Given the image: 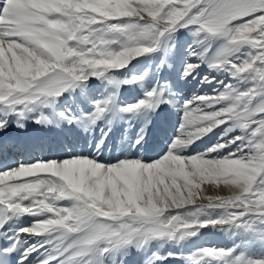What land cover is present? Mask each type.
I'll use <instances>...</instances> for the list:
<instances>
[{
	"label": "snow or ice",
	"instance_id": "6c2138e0",
	"mask_svg": "<svg viewBox=\"0 0 264 264\" xmlns=\"http://www.w3.org/2000/svg\"><path fill=\"white\" fill-rule=\"evenodd\" d=\"M181 29L202 38L201 44L223 38L226 44L209 67L251 86L240 90L228 83L224 91L214 90L216 95L185 102L179 135L155 162L105 165L96 157L75 156L0 172V241H8L0 242V264H12L18 252L17 264L33 253H40L36 264H105L115 256L124 264L133 250L146 251L154 240L179 243L209 227L252 233L250 242L264 245V0H0V133L7 131L10 117L23 128L38 107L54 108L65 92L85 88L91 79L117 90L122 84L144 88L147 73L123 81L112 73L162 50ZM199 68L186 64L183 78ZM201 82L212 84L215 78ZM171 95L169 85L157 82L133 104L120 105L117 91L94 101L92 111L80 117L68 110L53 121L41 113L35 123L64 121L89 131L109 116L142 117L140 144L150 114L173 104ZM257 98L261 103L254 108ZM222 125H228L224 136L240 135L208 153L183 155ZM232 145L237 148L227 156L209 158ZM6 147L0 143V151ZM204 183L235 191L201 196ZM198 198L208 203L196 205ZM66 200L71 207L63 205ZM25 215L35 218L32 224L9 236L5 226ZM23 234L45 240L21 252L28 243ZM169 258L186 264H264V258L251 259L236 248H203L187 257L153 253L146 264Z\"/></svg>",
	"mask_w": 264,
	"mask_h": 264
},
{
	"label": "bare ground",
	"instance_id": "6f19581e",
	"mask_svg": "<svg viewBox=\"0 0 264 264\" xmlns=\"http://www.w3.org/2000/svg\"><path fill=\"white\" fill-rule=\"evenodd\" d=\"M185 30L188 29H181L174 34L171 40L165 41L162 50L139 57L133 60L127 68L113 72L114 76L120 81L129 79L132 76H144L147 73L145 84L149 85L150 83L148 82H151V88L157 82L170 84V92L172 94L170 99L175 106L173 104H163L157 112L150 114V122L147 124L146 134L140 144H137L136 141L139 139L141 129L145 128V119L142 117H138L137 122L133 123V118L129 116H109L105 120L99 121L89 131H85L83 127L77 124H68L64 121H60L58 125L54 123L48 126L35 123V119L41 113L53 121L58 120L59 112L68 110H71V115L80 117L92 111L94 101L104 99L113 93V90L115 92L118 91V103L120 105H126L138 93L136 86L122 84L117 90L115 86H111L108 83L103 85L98 80L93 79L88 88L65 92L58 98L54 108L38 107L31 114V118L23 121V128L16 126V117H10L7 131L0 133V143L7 145L3 151H0V172L15 168L21 164L28 165L39 161L64 160L75 156L96 157L98 162L105 165H115L125 159L152 163L162 158L168 152L173 140L179 135L178 129L183 117L181 109L185 102L191 101L198 96L216 95L217 91L214 90L222 92L224 91V85L228 83L236 84L240 90H247L251 86L248 83L245 84L246 82L237 83L226 71H216L209 67L210 63L217 61L221 49L226 44L223 38L209 39L202 44L199 42L202 38H198L193 34L181 38L182 49L173 70L171 66L174 62L170 56L172 42L174 38L179 37ZM192 53L196 55H192ZM201 56H204V61L201 60ZM154 57L158 59L155 72L152 66ZM162 61L164 65L160 67ZM188 63L200 64V68L193 76L185 79L183 78V72L185 65ZM152 68L153 70L151 71ZM151 72H153L152 75ZM205 76L215 78V82L212 84L202 83L201 81ZM143 97L144 94L139 96L138 99H143ZM260 103V99L257 98L253 103V107L259 106ZM130 123L135 124L133 129L130 128ZM227 127L228 125H222L202 139L197 140L188 147L183 155L196 156L201 153H208V150L218 142L226 143L234 136L240 135L239 131H234L224 136ZM222 136L224 137L223 140H221ZM236 148L237 145H232L221 152L210 153L209 158L227 156L230 151H235ZM234 191L235 189L231 188V186H225L223 183H220L219 187L204 183L200 195L205 197L216 195L227 197L228 194H232ZM62 203L65 207L72 206L71 201L66 200ZM207 203V199L198 198L196 200V205H206ZM186 207L191 208L192 205H187ZM179 210L182 209H170V211L174 212ZM33 219L35 218L25 215L18 220L11 221L7 228L8 235L15 236L20 228L29 227ZM218 230L220 229L218 228ZM209 231L200 241L193 242L188 246L184 243L185 240L179 243L154 240L155 242L152 241L146 251L136 252L133 250L132 255L124 260V264H146V261L152 257L153 253L167 256L168 253L172 252L187 257L186 252H191L195 249H229V246H232L233 242L230 238H226V235H217L212 229ZM22 238L28 241L27 244L22 246V251L29 245L43 243L45 240L44 237L30 238L27 234H24ZM47 239L53 240L55 243L54 237H48ZM54 243L46 245V248L50 249L54 246ZM44 251L45 249H41V253ZM33 255L34 258H37L40 253H33ZM121 259L120 256L108 257L105 259V264H120ZM163 264H186V260L169 258L163 261Z\"/></svg>",
	"mask_w": 264,
	"mask_h": 264
},
{
	"label": "rangeland",
	"instance_id": "374dc122",
	"mask_svg": "<svg viewBox=\"0 0 264 264\" xmlns=\"http://www.w3.org/2000/svg\"><path fill=\"white\" fill-rule=\"evenodd\" d=\"M188 35H192V32L189 31V30H185V31H183V33L179 37H176V38L173 39L172 46H171V52H170V54H171L170 56L173 58V62H174L173 65L171 66L173 70L175 68V65L177 64L178 55H179V53H180V51L182 49L181 48L182 47L181 38L187 37ZM154 63H156V64H154ZM157 63H158V59H157V57H154L152 59V66H153L154 70L152 68L151 71L153 70L155 72V68H156ZM152 73L153 72H151V75H152ZM112 75H114V74L112 73ZM129 78H131V77H129ZM95 80L97 81V79H95ZM92 81H93V79L89 80L87 82V86L85 88H88V86L91 84ZM98 81L101 82L103 85H105L107 83L106 81H102V80H98ZM245 82H246L245 84L248 83V84L251 85L250 81H245ZM145 83H146V81H145ZM148 83H150V84L149 85L145 84L144 88H141L140 86H136L138 88V90H137L138 93H137V95H135V97H133L131 100H129L128 101L129 103L127 102V104H133V103L137 102L138 100H140L138 98H139V96L144 94L145 89L150 90L151 87H152L151 82H148ZM167 84L170 86L169 83H167ZM111 86H114V85H111ZM80 89H83V88H76V90H80ZM112 92H115V90H113ZM126 98H127V96H126ZM137 118L132 119V122L136 123L137 122ZM129 126H130L131 129H133L135 124L130 123ZM232 194H228V196H230ZM189 209H191V208H189ZM189 209H182V210H179V212L183 213L185 211H188ZM210 229L215 231L217 233V235L218 234L219 235L221 234L222 236L226 235L225 236L226 238H230V240L233 242V244H232V246H229L230 247L229 249L236 248L238 253L243 252L247 257H249L251 259H254V260H259V259L264 258V245L260 244L259 242L251 243L250 240H249V237L252 235V233H247V232H244L242 230L241 231H238V230L220 231V230H218V228H214V227H212V228L211 227L210 228H204V229L200 230L199 235L186 239L184 241V243L188 246V245H191L193 242L200 241L202 239V237L206 233L210 232L209 231ZM196 251H198V250L195 249V250H192L191 252H186L187 254L186 253L185 254L187 256H189V255H192V254L196 253ZM190 253H192V254H190Z\"/></svg>",
	"mask_w": 264,
	"mask_h": 264
}]
</instances>
